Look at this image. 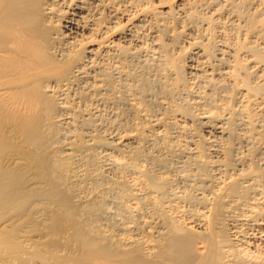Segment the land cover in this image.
Masks as SVG:
<instances>
[{
  "label": "bare ground",
  "instance_id": "1",
  "mask_svg": "<svg viewBox=\"0 0 264 264\" xmlns=\"http://www.w3.org/2000/svg\"><path fill=\"white\" fill-rule=\"evenodd\" d=\"M142 53L141 69H124ZM124 92L131 128L84 132L93 113L81 104ZM147 133L183 142L194 187L165 197L180 168L169 180L146 168ZM93 147L107 149L106 170L132 175L105 182L127 219L118 235L101 224L108 193L84 195L76 158ZM144 205L155 217L142 228L158 229L147 248L131 213ZM0 264H264V0H0Z\"/></svg>",
  "mask_w": 264,
  "mask_h": 264
},
{
  "label": "rangeland",
  "instance_id": "2",
  "mask_svg": "<svg viewBox=\"0 0 264 264\" xmlns=\"http://www.w3.org/2000/svg\"><path fill=\"white\" fill-rule=\"evenodd\" d=\"M199 16H201V14H200ZM152 24H153V21H152ZM148 42H149V40H147L146 43H148ZM184 46H185V45H184ZM176 51H177V50H175V52H176ZM142 54H144V53H142ZM140 55H141V54H140ZM140 55L138 56V57L140 58V60H139L138 57L135 58L136 60L133 59L132 57H131V58L129 57L130 59L128 58V59H127L128 61L126 60V64H128V63H129V64H128V66L125 64L126 66H124V69L126 68L127 71L130 70L129 72H130L131 74H132V70H135L136 68H138V70L141 69L140 66L145 62V60L149 59L150 57L148 56V54H144V55H142V56H144V57H142V56H140ZM145 55H147V57H146ZM137 58H138V59H137ZM146 58H147V59H146ZM131 60H132V61H131ZM138 60H139L140 62H139ZM129 61H130V62H129ZM134 61H135V62H134ZM136 61H138L137 64H136ZM133 62H134V63H133ZM139 63H140V64H139ZM131 64H132V65H131ZM133 64H134V65H133ZM135 64H136V66H135ZM137 65H138L139 67H138ZM127 67H128V68L130 67V68L128 69ZM136 70H137V69H136ZM152 70H153V69L148 70L149 72L151 71L150 74L146 71V74H147V75L149 74L148 76H150V75L152 76V75H153V71H152ZM116 72H117V71H115V72L113 71V73L115 74V75H114L115 77H117ZM151 76H150V77H151ZM114 79H116V78H114ZM124 82H125V81H124ZM121 88H122V87H121ZM121 88H120V89H121ZM155 89L157 90L156 87H155ZM155 89H154V90H155ZM107 90H108V89H107ZM120 91H121V90H120ZM122 91H123V90H122ZM122 91H121V92H122ZM101 92H102V91H101ZM106 92H107V91H106ZM108 92H109V91H108ZM110 92H111V91H110ZM121 92H120V93H121ZM120 93H117V94H120ZM125 93H126V92H124V95L122 94L121 96H122L123 98L126 97V98H125L126 100H124V99L122 98V99H120L121 101L118 100V101H116V102H111V103L109 102L108 105L111 104L112 106L109 105V107H107V108H106V106H108L107 104H105L106 106L104 107V104H99L98 101H96V100H97L96 98L99 96L98 93H97V94L95 93L96 95L94 94V96L91 97V99L89 98V100L86 101V103H83L84 105L81 104V106H80L81 109L86 107V108L90 109V111H92V113H93V114L91 115V116H92L91 118H93V119H91V121H93L94 124L91 123V122H90V123L93 124V125H95V124L97 123V124L95 125V126L97 127V128H96L97 130H95V131H97V132L93 131V130L95 129V128L93 129V127H95V126H93V125H91V124H89V125L85 128L86 130H84V132H88V130L90 129V130H89L90 133H93V132H94V134H97V133H98V136L103 135L102 137H105L106 139H109V137L111 136V135L109 136L110 133H111L112 135H114V134H119V133H121V132L124 133V131H125V130L127 129V127H128V124L132 125V119H131V118H132V115L130 114L131 112L129 111V114H128V112H126V111L129 110V109L127 108V107H128V102H129V100H127V99H129L130 97H129L127 94H126V96H125ZM156 94H158V92H156ZM97 95H98V96H97ZM151 95H152V96H151ZM151 95H150V94H149V95H146V97H147L146 99H147L148 101L151 100V102H152V101L156 98V97H155V92H154V95H153V94H151ZM95 96H96V97H95ZM153 96H154V99L152 100L151 98H153ZM94 97H95V98H94ZM128 97H129V98H128ZM148 97H150V98H148ZM93 98H94V99H93ZM91 100H92V101H91ZM94 100L96 101V103H95ZM119 101L121 102V104L117 103V102H119ZM123 101H124V102L126 101V102L123 103ZM127 101H128V102H127ZM87 102H89V104H90L91 106H89ZM97 103H98V105H97ZM112 103H113V104H112ZM122 103H123V104H122ZM94 104H95V106H94ZM115 104H116V105H115ZM118 104H119V106L122 105L123 108L121 107V109H116V108H120V107H118ZM124 104H125V105H124ZM85 105H88V106H85ZM96 105H97V106H96ZM100 105H101V106H100ZM102 105H103V106H102ZM114 105H115V106H114ZM156 105H157V104H156ZM156 105H155V110H156L157 114L162 113V111H163V109H164L163 106H162V107H159V109H160V108L162 109V110H161V109L159 110V109H158V106H161V105H157V106H156ZM83 106H84V107H83ZM93 106H94V107H93ZM116 106H117V107H116ZM125 106H126V108H125ZM89 107H90V108H89ZM95 107H96V110H95ZM100 107H101V108H100ZM102 107H103V108H102ZM91 108H93L95 111H94L93 109H91ZM98 108H99L100 110H99ZM104 108H105V109H104ZM113 108H114V110H113ZM156 108L158 109L159 112L157 111ZM101 109H102V111H101ZM107 109H108V110H107ZM126 109H128V110H126ZM106 110H107V111H106ZM109 110H110V112H109ZM115 110H116V111L119 110V111H121V112H122L123 110H125V112H124V111H123V112H124L126 115H125L123 112H122V113H123V114H122L121 112L118 113V111L116 112ZM93 111H94L96 114H95ZM105 111H106V112H105ZM97 112H98V113H97ZM99 112H100V113H99ZM108 112H109V113H108ZM113 112H115V114H113ZM102 113H103V114H102ZM117 113H118V114H117ZM116 114H117V117H115ZM121 114H122V115H121ZM94 115H95V116H94ZM99 115H100V116H99ZM106 115H108V116H106ZM109 115H110V116H109ZM113 115H114V116H113ZM118 115H119V116H118ZM128 115H129V116H128ZM93 116H94V117H93ZM120 116H121V117H120ZM122 116H123V117H122ZM127 116H128V117H127ZM96 117H97V118H96ZM106 117H107V118H106ZM110 117H111V118H110ZM124 117H125V119H124ZM100 118H101V119H100ZM102 118H104V119H102ZM109 118H110V119H109ZM116 118H119V119H116ZM121 118L124 120V122H123V120H122ZM95 119H96V120H95ZM105 119H106V120H105ZM128 120H129V121H128ZM114 121H115V122H114ZM103 122H105V123H103ZM108 122H109V123H108ZM110 122H111V123H110ZM118 122H119V123H118ZM120 122H121V123H120ZM125 122H126V123H125ZM100 123H101V124H100ZM102 123H103V124H102ZM113 123H114V124H113ZM122 123H123L124 125H122ZM99 124H100V125H99ZM120 124H121L122 126H121ZM104 125H105V126H104ZM112 125H113V126H112ZM126 125H127V127H125ZM123 126H124V127H123ZM103 127H105V128H103ZM108 127H109V128H108ZM117 127H118V129H117ZM112 128H113V129H112ZM122 128H123V129L125 128L124 131L122 130ZM130 128H131V126L128 127V129H130ZM111 129H112V130H111ZM128 129H127V130H128ZM235 129H236L235 132L238 133V132H239V131H237L238 129H237V128H235ZM109 130H110V132H108ZM115 130H116V131H115ZM91 131H92V132H91ZM104 131H105L106 133H105ZM125 132H126V131H125ZM107 133H108V134H107ZM99 134H100V135H99ZM148 134L152 136V134L147 133L146 135H147L148 137L146 136V137H147L146 140H145L143 143H140L141 145H140V144L138 145L140 151H142L141 153L143 154L144 152H147L146 154L144 153V156H145V155H146L145 157H148V156H149L148 159H147V158H144V159H145V160H144V161H145V162H144V165L146 166V168H147L148 170L150 169V171H152L153 173H156L157 176H158V175L160 176V174L162 175V174H164L163 172H166L165 174H167V176H166V178H168L167 180L172 179V177L175 176V174L177 173V170H178L179 168H180L179 170H182V171H179V170H178V173H179V174H176V176L172 179V180L175 181L176 183L173 182L172 180H169V181H171V186H170V183H169V184L167 183V186H168L169 189H167V187H166V191H165V194H166V195L164 194L165 197H167V198H171V191H172V190L179 189V190H176V192H177V191H178V192H181V191L185 190L186 188H188L189 184H190V186L192 185V187H194V184H196V183H194V182H196V180H195L194 178L192 179V176L189 177L188 179H187V178H186V179H181V177L183 178V175H182V174H184L185 172H186V173H187V172H190L189 174H192V171H193V169H191V168H190V170H191V171H190L187 167H186V168H183V167H181V166L179 167L180 164L182 165V163H181L180 161H182V160L184 159V158H181V157H182L181 155H183V154H181V153H182L181 150L184 149V147H182V146H183V142L179 141L180 144H178V141H177V140L175 141V138H174L173 136H169V137H168V136H164L163 138L165 139V141H166V142H165V141L163 140V138H161V137H160V138H159V137H156V138H155V137H153V136H152V137L149 136ZM202 134H205V133L202 132ZM205 135H206V134H205ZM205 135H203V136H205ZM108 136H109V137H108ZM107 137H108V138H107ZM166 137H167V138H166ZM170 137H171V138H170ZM172 137H173V138H172ZM168 138H169V139H168ZM86 139H87V138H86ZM86 139H85V140H86ZM156 139H157V140H156ZM161 139H162V140H161ZM147 140H148V141H147ZM150 140H151L152 144H153V142H154V145L151 144ZM154 140H155V141H154ZM160 140H161V141H160ZM156 141H157V142H156ZM173 141H174V143H172ZM88 142H89V141H88ZM148 142H149V143H148ZM155 142H156V143H155ZM159 142H160V144H161V142L164 143V144L160 145ZM169 142H170V143H169ZM165 143H167V144H165ZM144 144H146V146H145ZM171 144H172V145H171ZM176 144L179 145V146H177L178 149L174 148V147H176V146H175ZM157 145H158V146H157ZM163 145H166L168 148H166L165 146H164V148H162ZM173 145H174V147H173ZM140 146H142V147H140ZM143 146L145 147L144 149H143ZM159 146H160L164 151H162V149H161ZM171 146H172V147H171ZM152 147H153V148L156 147V148L152 149ZM179 147H180V151H181V153H180V152H177V151H179ZM98 148H99V149H97V147H93V148L90 149V150H92V151H88V152L86 151V154H87V155H88L89 153H91V152L93 153V154H92V153L89 154V156H88V159H89L90 161H89V160H86L87 163L89 162V163H88L89 166H92V167H88V165H87L88 168L86 167L87 169H85V166H86L87 163H86V161H85V163L83 162V161L85 160L84 158H82V161L80 160L81 162H79V158L83 157V154H84V153H82L81 155H79V156H81V157L78 156V157L76 158L77 161H78V163H79V164H78L77 161H76V166H77L78 169L80 168V171L78 170V172H79V173L81 172V173H80V178L83 180V181H82V180H81V181H82V183L84 184V185H82V183H81V185H82V187L84 186V188H86V189H84V190H85V191H84V195H85V192H86V191H88L87 193H89V190L91 191L92 189H95L96 191H97V189H98V190H99L98 192H99L100 196H101L102 194H104V193H105L104 196H105L107 193L109 194V195L107 194V195L105 196L106 198L101 196V198H102V199H101V203H102L103 200H104L105 202H103V204H101V205H104V206H101V210H102V209H103V210L100 211V213H102V214H101V215H102V219H101L102 222H101V221H100V222H101V224L103 225L102 227L105 228V230L103 229V230L105 231V233L113 234V232H111V231H114V229H115V232H114V233H115V235H118V234L120 233V230H119V229L117 228V226H115L114 224L117 223L116 225L119 226L121 223H123V221H124V222L127 221V219H126V216H122V217H124V218H123V221L121 222L122 219H121V218H118V216L116 217V216L114 215V212H115L116 210H117V211L115 212L116 215L119 214V216H120V215H123V214L119 213V212L121 211V210H119V208H118V209L116 208V207H118V206H116V205H118V204H115V203L119 201L117 195H115L116 192H113V191H114L113 189H110V190H109L108 187H107V184H108V183H109L108 185H110V183L112 184V183H113V182H111L112 178H113V181H115L114 178L116 179V178L118 177V175L120 176V175H122V174H119V173L116 172V171H108V170H106V169L104 168L105 166H103V165L105 164V158H106V157H105V154H104V151L106 150V153H107L108 151H107V149H105V148H103V147H101V148L98 147ZM141 148H142V149H141ZM159 148H160V151H158ZM169 148H170V150H169ZM171 148H172V149H171ZM181 148H182V149H181ZM102 149H105V150H102ZM148 149H149V150H148ZM173 149H174L175 151H173ZM241 149L243 150V148H241ZM101 150H102V151H101ZM146 150H148V151H146ZM155 150H157L158 152H156ZM242 150H240V151H242ZM93 151H94V152H93ZM143 151H144V152H143ZM154 151H155V152H154ZM161 151H162V152H161ZM167 151H168V152H167ZM171 151H172V152H171ZM234 151H235V152H232V153H233L232 156H234V154H237V155L240 154V153H238L237 150H234ZM98 152L100 153V155H99ZM165 152H167L166 155H165ZM169 152L173 154V155H172V154H171V155H172V157H174L175 159H174V158L170 159V158H171V155H170V157H168V156H169L168 154H170ZM175 152H176V154H175ZM94 153H95V154H94ZM119 153H120V151H114L112 154H113L114 156H117V155L121 156V155H120L121 153H120V154H119ZM157 153H159V154H157ZM178 153H180V154H178ZM101 154H102V155H101ZM174 154H175V156H174ZM177 154H178V156H177ZM92 155H93V156H92ZM156 155H157V160H156ZM160 155H161V156H160ZM162 155H163V156H162ZM179 155H180L181 157H180ZM237 155H235V157H236ZM84 156H86V155L84 154ZM91 156H92L93 158L95 157V159L93 160V158H91ZM165 156H166V157H165ZM97 157H98V158H97ZM103 157H104V158H103ZM161 157H162V158H161ZM163 157H165V159H163ZM177 157H179V158H177ZM99 158H101V159H99ZM159 158H160L162 161L164 160V161H163L164 163L166 162L165 165H164L163 163H160L161 165L163 164L162 166H160V164H158L159 162H161V160H160ZM167 158H168V160H167ZM83 159H84V160H83ZM91 159H92V160H91ZM103 159H104V160H103ZM150 159L153 160V161H152V162L149 161ZM173 159H174V160H173ZM177 159H178V160H177ZM213 159H214V158H213ZM99 160H100V161L102 160L101 163H100ZM154 160H156V161H154ZM172 160H173V161H172ZM93 161H94V162H93ZM168 161H169V162H168ZM174 161H175V162H174ZM91 162H92V163H91ZM98 162H99V163H98ZM148 162H149V164H148ZM150 162H151V163H150ZM156 162H157V163H156ZM83 163H84L85 165H83ZM95 163H97V164H95ZM174 163H175V164H174ZM177 163H178V165H177ZM179 163H180V164H179ZM77 164H78V165H77ZM91 164H92V165H91ZM94 164H95L96 166H94V168H93V165H94ZM98 164H100V165H98ZM166 164H167V165H166ZM170 164H171V165H170ZM79 165H81V166L83 165V166H82L83 168H82L81 166H79ZM175 165H176V166H175ZM78 166H79V167H78ZM98 166H100V169H99V170H102V171H99V170H98V168H99ZM165 166H166L167 168H165ZM97 167H98V168H97ZM157 167H158V168H157ZM163 167L165 168V170H164ZM172 167H173V168H172ZM95 168H97V169L95 170ZM152 168H153V169H152ZM171 168H172V169H171ZM176 168H177V169H176ZM215 168H216V169H215ZM218 168H219V167H218L217 165H216V166H213L212 168H210L211 171L216 170L215 172H212V173L215 174L216 177H218L219 175L222 174V173L220 172L221 170H219ZM83 169H84V171H82ZM93 169H94V170H93ZM154 169L157 170V171H155ZM175 169H176V170H175ZM186 169H187L188 171H187ZM212 169H213V170H212ZM235 169H239V166H237ZM85 170H87V171L89 170V171L87 172L88 175H86V178L84 179V178H82V177H85V176H84V175L81 176V175H82L83 173H85ZM103 170H104V171L106 170L105 172H107V173H105ZM158 170H159V173H158ZM161 170H163V171L160 172ZM171 170H172V171H171ZM183 170H184V173H183ZM185 170H186V171H185ZM93 171H94V172H93ZM98 171H99V172H98ZM154 171H155V172H154ZM169 171H170V172H169ZM91 172L94 174V176H92L93 174H92ZM100 172H101V173H100ZM109 172H111L112 174H110ZM167 172H168V173H167ZM216 172H217V173H216ZM218 172H219V173H218ZM235 172H237V171H236V170H232V173H235ZM89 173H90V174H89ZM95 173H96V174H95ZM98 173H99V174H98ZM102 173H104V174H102ZM116 173H117V174H116ZM128 173H129V171H127V172L125 171V172L123 173L122 176L125 177V178H127V179H126L127 181L131 182V181H132V175H131L130 173H129V174H130V175H129ZM172 173H173V174H172ZM91 174H92V175H91ZM105 174H106V177H105ZM171 174H172V176L169 177V175H171ZM180 174H181V175H180ZM97 175H98V177H97ZM103 175H104V176H103ZM111 175H112V177H111ZM87 176H88V177H87ZM90 176H92V178H93V177H94V178L92 179ZM95 176H96L97 178H96ZM99 176H100V178H101V177H102V178L104 177V178H103L104 180L101 179V180H103L104 183H102L101 180H100L101 183H99V184H98L99 180H96L97 182H95V179H100ZM107 176H108L109 178H108ZM127 176H128L129 178H128ZM130 176H131V178H130ZM179 176H180V177H179ZM88 178H89V179H88ZM105 178H108V180H110V179H111V180L108 181V180L105 179ZM177 178H178V179H177ZM87 179H88V180H91V179H92V182H91V181H88ZM117 179H118V178H117ZM117 179H116V180H117ZM129 179H131V180H129ZM176 179H177V180H176ZM191 179H192V181H191ZM84 180H85V181L87 180L89 184H90V183H93V182H95V183H93L92 186H91V185L89 186L88 184H85V183H87V182L84 183ZM182 180H185V183H186V184L184 183V181L182 182ZM187 180H189L190 182L187 181ZM169 181H168V182H169ZM105 182H108V183H105ZM187 182H188V183H187ZM191 182H193L194 184H193V183L191 184ZM178 183H179V184H178ZM207 183H208V182L204 183V185L207 186V185L209 184V183H208V184H207ZM96 184H97V185H96ZM100 184H101V185H100ZM174 184H175V185H174ZM182 184H183V185H182ZM206 184H207V185H206ZM104 185H105L106 187H105ZM172 185H173V186H172ZM176 185H177L178 187H176ZM181 185H182V186H181ZM185 185H187V186H185ZM85 186H86V187H85ZM99 186H104V187L100 188ZM169 186H170V187H169ZM180 186H181V188L183 187L181 190H180ZM184 186L186 187L185 189H184ZM190 186H189V188H190ZM202 186H203V185H202ZM93 187H94V188H93ZM95 187H96V188H95ZM97 187H98V188H97ZM175 187H176V188H175ZM192 187H191V188H192ZM99 188H100L101 190L103 189L104 192L101 191ZM104 188H106L107 190L104 189ZM171 188H172V189H171ZM192 189H194L193 191H195V192L198 194V190H195V188H192ZM112 190H113V191H112ZM100 191H101V192H100ZM110 192H112V193L110 194ZM195 192H194V193H195ZM81 195H83V193H82ZM108 197H110V198L108 199ZM104 198H105V199H104ZM97 199H98V198H97ZM99 199H100V197H99ZM106 199H107V200H106ZM111 199L115 200V201L113 202V204H115L116 207H115L114 205H112V203H110V201H113V200H111ZM107 201H108V202H107ZM105 203H108V204H107L108 206H109L110 204L112 205V206L110 205L109 207H111V209H113V213H110V212H112V210H111L110 208H109V209H108V208H105V207H107V205H106ZM109 203H110V204H109ZM143 207H144V208H143ZM146 207H147V208H146ZM146 207H145V205L142 206V207H140V208H139V209H140V212H139V209H138V208H134V209H132V210H134V211H131V213L134 215L133 218H132V215L130 214V216H131L130 218H132V219L135 221V222H134V225H136V224H137V221L139 220V221H138L139 224H137V226H139L140 228H142V226H141L142 224H141V223L143 222V219L151 220V219H149L150 217H151V218H152V216L155 217L154 212L151 211V209H149L150 207H149V206H146ZM190 207H191V206H190ZM190 207H189V210H187V211H190V209H192V208H190ZM104 208H105V209H104ZM114 209H115V211H114ZM145 209H146V210H145ZM104 210H105V213H107L108 215H107V214L105 215ZM107 210H108V211L110 210V212L108 213ZM137 210H138V211H137ZM147 210H148V211H147ZM149 210H150V211H149ZM118 211H119V212H118ZM136 211H137V212H136ZM121 212H122V211H121ZM135 212L138 214V217H139V218L137 217V214H136ZM143 212H144V214H143ZM151 212H153V213H151ZM117 213H118V214H117ZM134 213H135V214H134ZM140 213H141V214H140ZM145 213H146V214H145ZM147 213H148V216L146 217ZM149 213H150V214H153V215H150ZM111 214H112V215H111ZM109 215H111L112 217H113V216H115V217L111 218V216H109ZM140 215H141L142 218H140ZM106 216H107V217H106ZM108 216H109V217H108ZM135 216H136V217H135ZM144 217H146V218H144ZM115 218H117V219H115ZM105 219H107L108 222H107ZM120 219H121V220H120ZM124 219H125V220H124ZM132 219H131V221H132ZM135 219H136V220L138 219V220L136 221ZM141 219H142V221H141ZM103 220H104V221H103ZM119 220H120V221H119ZM109 221H111V222H113V223H111V222H109ZM118 221H119V223H118ZM106 222H107V223H106ZM115 222H116V223H115ZM120 222H121V223H120ZM132 222H133V221H132ZM104 223L106 224V226H105ZM111 225H112V226L114 225V226L112 227ZM132 225H133V223H132ZM106 227H107V228L110 227V230H111V229H112V230H111V231H110V230H107ZM111 227H112V228H111ZM119 227H121V225H120ZM149 227H153V226H149ZM149 227L144 226V227H143V228H145V229H144V232H142V231H143V228H142V231L140 230V231L136 232V233H138L137 235H139V233H140V235L137 236L139 239L141 238V233H144V235H145V236H142V238L140 239V242H142L140 245H141V246L144 245V246H142L143 248H145V247H146V248H147V247H150V245H151V244L153 245V243H155V240H156V239H155V238H156V235H157V232H156V231H158V229L155 228V227H153V228H149ZM113 228H114V229H113ZM108 229H109V228H108ZM146 229H147V230H146ZM152 229L155 230V231H153ZM106 230H107V232H106ZM116 230H119V231L117 232ZM148 230H152L153 232H155V233L153 234L154 236L152 235V231L150 232V231H148ZM108 231H110V232H108ZM145 231H146L147 234H150L151 237H155V238H153V239H155V240H152V239L150 238L149 235L145 234ZM147 231L150 232V233H148ZM116 233H117V234H116ZM146 235H147V236H146ZM148 236H149V239H146ZM144 239H145V240H144ZM148 240H149V241H148ZM153 241H154V242H153ZM149 242H150V243H149ZM146 244H147V245H146ZM152 245H151V246H152Z\"/></svg>",
  "mask_w": 264,
  "mask_h": 264
}]
</instances>
